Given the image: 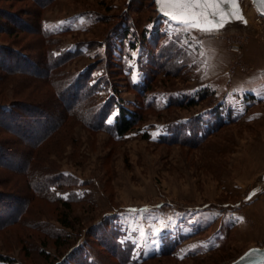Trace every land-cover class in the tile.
Here are the masks:
<instances>
[{
	"label": "rangeland",
	"instance_id": "rangeland-1",
	"mask_svg": "<svg viewBox=\"0 0 264 264\" xmlns=\"http://www.w3.org/2000/svg\"><path fill=\"white\" fill-rule=\"evenodd\" d=\"M39 4L0 0L1 55L9 57L10 48H17L26 61L58 63L64 82L77 75L88 84L97 82L89 103H108L106 125H113L119 106L143 121L117 140L107 127L91 131L70 120L36 150L35 171L48 182L44 191L70 197L69 213L49 198L30 200L25 176L0 164V206L11 201L3 202L9 195L28 209L17 223L7 218L15 214L0 210V255L19 264H53L68 254L84 264H231L259 254L264 249V18L252 1L238 0L242 19L211 36L178 32L157 15L153 0ZM12 14L21 18L16 28ZM154 27L160 34L151 46L150 38L141 37ZM9 63L14 73H5V66L0 72V99L15 106L0 119L17 115L25 130L32 123L29 107L40 106L52 116L55 97L48 85L22 75L30 63ZM200 96L189 109L167 106ZM1 123L0 145L11 154H0L10 165L27 157L31 146ZM64 218L72 228L60 225ZM113 239L119 258L106 245ZM62 241L71 245L58 251Z\"/></svg>",
	"mask_w": 264,
	"mask_h": 264
},
{
	"label": "trees",
	"instance_id": "trees-1",
	"mask_svg": "<svg viewBox=\"0 0 264 264\" xmlns=\"http://www.w3.org/2000/svg\"><path fill=\"white\" fill-rule=\"evenodd\" d=\"M37 1L40 3L39 5L42 6L43 4H45L46 2H50L51 0H37ZM19 22H21V18H19L18 16L16 17L15 14H12V19L10 20V23L15 25L16 28V25ZM24 27L27 28L26 26ZM37 30L39 33H41V35L44 36L46 35L44 29H42L41 23H38ZM159 34L160 33L158 31V28L154 27L153 30H151L149 34H147V37L145 35L141 37V41H145V39L150 38L148 39V43L149 45L153 46L154 38ZM1 47H5V46L1 45ZM10 49L11 51H8L7 53L9 57H6L8 58V60L5 58V56L1 55L3 52L0 53V67L2 68L0 69V72H4L5 69L4 66H5L8 68L5 69V73L7 72L8 74H13L14 72L12 70L14 68L9 67L10 64L9 62L16 63V59L18 62H22V63L25 62L28 64L30 63L32 67L28 69L25 68L24 71L27 74H22V75H26L30 77L33 81L42 82L50 87L55 97L54 108L56 112H54V114L50 116L49 112L42 109L40 106L37 105H34V107L30 106L29 108H32L31 110L33 111L31 112L33 114V117L31 119L32 123L30 124L34 125V132H32L30 124H26L27 129L22 130L24 126L20 124V119L17 117V115H12L6 120L3 119L4 121L0 119V123L1 121L4 122L6 125L5 127L9 129V131L15 130V132H19V134H22L21 136L24 138L25 142L31 146L30 153H28L27 157L23 156L24 160L23 159L21 160V158L19 157L18 161L15 160L10 165L8 161L4 160L3 159L4 157H2L0 154V164L1 166L7 168V170L13 172L16 171V173H20L22 176H25L26 178L25 180L27 181L26 183L28 185L27 191L29 192L30 200L31 199L34 200V197L44 200H47L49 198L53 200L52 202H59L62 208L65 210V213L66 212L69 213L71 209L69 203L72 201L70 197L62 198L57 194H55L54 196L53 193H51L48 189H47V194L44 191L45 186L48 185V182L46 183L43 182L44 174H42L41 172L39 174L38 169L37 171H35L34 157L36 156V150L40 148L42 145H44V143L49 141L51 138H53L57 129L62 128L63 126L68 124L70 120L76 121V123L81 124L82 126L90 129L91 131L106 130L104 128L107 127L108 132L114 134L117 140H121L122 137H124L129 132L133 131L137 126V123L143 120L141 119L140 114L136 112H129L125 108L119 106L118 113L116 116H114L113 125H108V124L106 125L104 123L107 112L105 107L108 105V103L105 102V104L103 105L101 104L97 105L96 103H92V102L89 103V101L92 99L91 96H94V94L96 93L95 86L98 85L97 82L94 84H90V83L88 84L85 79L79 77L78 75L76 76V79H74L73 81L67 80L66 82H64L63 78L65 77V75L64 74L61 75V73L58 71L59 70V67L57 66L58 63H54L53 61L45 59L44 62L42 63L44 65L42 64L37 65L35 60L34 62L31 61L30 59L29 61L28 60L26 61L25 55L19 52V49L17 48L15 49L10 48ZM13 53H15L17 56L12 55ZM203 97L204 96H200L197 99L195 98L179 99L176 102L169 103L167 106L173 103V104H177L176 106H179L182 109H189L194 107L196 105L197 100L203 99ZM0 100L2 101V103H0V114L2 113L3 116L10 114L15 104L12 102L6 104L5 100L3 99ZM110 100H114V99L111 98ZM146 108H148V106ZM34 111L37 112L38 116L34 117ZM40 132L43 133L40 135ZM208 132L209 131H207V133H205L202 137H199L198 139L201 140L204 136L208 134ZM162 141L172 142V141H177V138H172V139L162 138ZM0 151L6 152V150L2 148L1 145H0ZM7 153L11 154V152L9 151L6 152V154ZM8 158L9 161L12 162L9 155ZM54 185L55 187H62L63 184L61 182H55ZM10 198L11 201L9 203H6L5 206H0V210H6L5 211L6 214H8L9 212H11L10 214H15L14 216L11 215L10 217H7L9 221L16 223L19 221L21 222L22 220L24 221V219L21 220V218H23L24 212L27 211L28 209H25L22 205H20L19 200H15L13 197H10L9 195H7V197L3 199V202ZM18 205H20L21 208H19ZM60 225L63 226L64 228H72L71 225L67 222L66 218L60 221ZM115 238H116V234L114 232V239ZM114 239L112 243H108L106 245H108L109 248L112 247V250L114 251V255L117 258H119L120 252L114 249L117 243ZM68 245L70 246L71 243L68 244L66 241H62L61 243L57 244L56 249H58V251H61L64 250L65 247H67ZM48 259L49 258H46L45 261H48ZM72 263L84 264L75 259H70L69 254L62 256V259L60 261H58L57 263L54 262L53 264H72ZM87 263L90 264V261L88 260ZM0 264H19V263L15 262L13 259L9 257H4L0 255ZM120 264H124V262Z\"/></svg>",
	"mask_w": 264,
	"mask_h": 264
},
{
	"label": "snow or ice",
	"instance_id": "snow-or-ice-1",
	"mask_svg": "<svg viewBox=\"0 0 264 264\" xmlns=\"http://www.w3.org/2000/svg\"><path fill=\"white\" fill-rule=\"evenodd\" d=\"M155 3L158 12L164 15L178 32L188 35H191L194 30L203 35H215L226 23L242 19L238 0H155ZM261 14L264 15V13ZM136 79L133 76L134 82ZM111 122V120L108 121V123ZM129 211L136 213L141 210L132 209ZM157 234L162 235L159 231ZM140 235L147 237L149 234L141 232ZM251 255L252 253H249L245 258Z\"/></svg>",
	"mask_w": 264,
	"mask_h": 264
},
{
	"label": "water",
	"instance_id": "water-1",
	"mask_svg": "<svg viewBox=\"0 0 264 264\" xmlns=\"http://www.w3.org/2000/svg\"><path fill=\"white\" fill-rule=\"evenodd\" d=\"M256 11L264 18V15H262L261 13H264V2H262V0H251ZM154 5H155V10L157 12V15L161 18H164L166 20H168L164 15H162L160 12H158L157 10V5L155 3V0H153ZM227 7V5H225ZM259 254L256 255H251L248 256L247 258H245L246 256L238 259L237 261L231 263V264H252V263H260V262H264V249L263 250H259L258 251Z\"/></svg>",
	"mask_w": 264,
	"mask_h": 264
}]
</instances>
